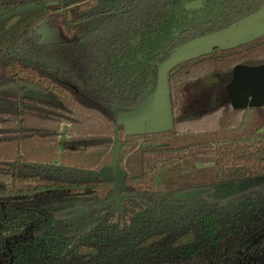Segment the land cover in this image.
I'll use <instances>...</instances> for the list:
<instances>
[{"label": "trees", "instance_id": "obj_1", "mask_svg": "<svg viewBox=\"0 0 264 264\" xmlns=\"http://www.w3.org/2000/svg\"><path fill=\"white\" fill-rule=\"evenodd\" d=\"M263 8L0 0V264H264V183L238 189L264 175V105L234 109L226 94L234 66L264 65V34L171 68L166 129L127 132L125 123L173 52ZM55 12L69 39L43 42L33 26ZM115 123L128 196L102 204L114 195L99 170ZM192 190L204 192L179 196Z\"/></svg>", "mask_w": 264, "mask_h": 264}, {"label": "rangeland", "instance_id": "obj_2", "mask_svg": "<svg viewBox=\"0 0 264 264\" xmlns=\"http://www.w3.org/2000/svg\"><path fill=\"white\" fill-rule=\"evenodd\" d=\"M202 2L197 1L189 3L187 6L190 8L201 6ZM247 28L244 29L246 35L242 32H238L236 29L232 28L226 29L208 36V42L206 45L196 42H192L189 45H185L175 52H173L165 61H163L158 68V78H157V88L155 94V104H147L143 114L155 112L153 117H157L156 123L146 124V121L138 122L135 124L134 118L136 117V111L128 114L125 117V123L127 120L130 121L129 125H126L127 132H145L159 129H166L170 126L171 123V114H170V100L168 95V72L178 63L187 60L193 56H196L200 53L210 50L212 47H232L236 46L244 41L260 36L264 34V9L259 13L251 16L247 20ZM245 23V22H244ZM33 31L38 32L42 36L43 42H52V41H64L69 39V35L66 29V19L62 12H55L50 15H46L39 22L33 26ZM29 96L32 95L31 92H27ZM32 97V96H31ZM150 105V106H149ZM199 109L198 107L194 110ZM123 119L120 118V121ZM61 125L60 134L58 137V146L62 147V141L66 136V127ZM71 175V173H68ZM1 258V255H0Z\"/></svg>", "mask_w": 264, "mask_h": 264}, {"label": "water", "instance_id": "obj_3", "mask_svg": "<svg viewBox=\"0 0 264 264\" xmlns=\"http://www.w3.org/2000/svg\"><path fill=\"white\" fill-rule=\"evenodd\" d=\"M244 19L240 21L237 26H243L246 29L247 22ZM245 22V23H244ZM233 29V27H232ZM234 30V29H233ZM208 37L195 41L200 45H204L208 42ZM209 51V50H208ZM226 94L228 101L231 103L234 109H243L245 107H260L264 105V65L247 66L238 64L234 66L232 70V80L226 86ZM130 121L127 120L126 125H129ZM127 125V126H128ZM121 144L118 142L117 137V123L114 124V139L111 147V159L109 165L103 166L99 170V176L104 181L111 184V191L113 192L112 198L106 200L102 204H108L112 202L120 203L122 198L128 196L122 194V191L126 189L125 179L126 172L119 165V152ZM264 183V175L245 181L240 184L238 189H246ZM203 190H193L179 194L180 197H197L201 195ZM85 209L78 207L67 214H78L84 212Z\"/></svg>", "mask_w": 264, "mask_h": 264}, {"label": "crops", "instance_id": "obj_4", "mask_svg": "<svg viewBox=\"0 0 264 264\" xmlns=\"http://www.w3.org/2000/svg\"><path fill=\"white\" fill-rule=\"evenodd\" d=\"M242 27L243 26H235V29L238 32H242L243 35L244 34L246 35V33L244 32V28H242ZM28 92H31L32 93L31 96L34 97V98H36V99L43 100V101H46V102H49V103H52V104L59 103L58 100L56 99V97L53 96L50 93H45L44 94V93H40V92H36V91H28ZM155 94H156V91L152 94V96L148 99L147 102H145L141 107H139L138 109L135 110L136 111V114H135L136 117L134 118L135 124H138V122H141V121H144V122L146 121V124L147 125H149L150 123H152V124L153 123H156L157 117L156 116L153 117L155 115V112L143 114L144 109H145V107H146L147 104L150 103V105H151V104H155L156 103V100H155V97H154ZM65 125H67V124H64L63 127H66ZM67 128H68V125H67ZM59 134H60V132H59ZM58 137H60V136H58ZM65 138H66V136H65ZM65 138H64V140H65ZM64 140L62 141V145L64 144ZM59 148H61V147H59Z\"/></svg>", "mask_w": 264, "mask_h": 264}, {"label": "flooded vegetation", "instance_id": "obj_5", "mask_svg": "<svg viewBox=\"0 0 264 264\" xmlns=\"http://www.w3.org/2000/svg\"><path fill=\"white\" fill-rule=\"evenodd\" d=\"M254 15H255V14H254ZM252 16H253V15H252ZM250 17H251V16H250ZM250 17H249V18H250ZM247 19H248V18H247ZM236 26H237V25H236ZM233 29H235V26L233 27ZM245 108H246V107H245ZM192 191H193V190H192ZM203 191H204V190H203ZM187 192H188V191H187ZM122 194H123V193H122ZM81 208H82V207H81Z\"/></svg>", "mask_w": 264, "mask_h": 264}]
</instances>
